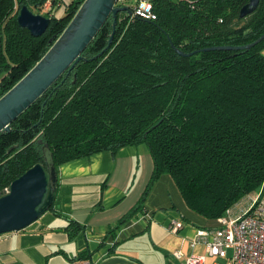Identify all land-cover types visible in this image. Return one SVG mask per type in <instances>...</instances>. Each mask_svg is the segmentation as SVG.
<instances>
[{
    "label": "trees",
    "instance_id": "16d2710c",
    "mask_svg": "<svg viewBox=\"0 0 264 264\" xmlns=\"http://www.w3.org/2000/svg\"><path fill=\"white\" fill-rule=\"evenodd\" d=\"M84 0H0V98L45 55ZM51 20L32 37L19 27L26 6ZM155 18L110 15L82 59L10 127L0 132V195L35 164L47 145L60 166L100 152L145 145L153 171L138 203L114 234L169 175L187 209L217 221L264 181V0L245 18L248 0H150ZM16 6V9H14ZM61 13L56 16V12ZM41 15V14H39ZM175 49L188 56H180ZM139 168L136 161L135 171ZM135 173L133 175V178ZM52 208V207H51ZM84 226L70 220L75 237ZM103 241H101V244ZM86 251L81 260L92 263ZM93 264V263H92Z\"/></svg>",
    "mask_w": 264,
    "mask_h": 264
},
{
    "label": "crops",
    "instance_id": "0c3cea01",
    "mask_svg": "<svg viewBox=\"0 0 264 264\" xmlns=\"http://www.w3.org/2000/svg\"><path fill=\"white\" fill-rule=\"evenodd\" d=\"M152 171L153 161L143 144L60 166L52 208L25 229L0 235V264H72L80 261L84 251L93 264H152L145 242L148 248L163 249L169 264H181L171 257L174 238L181 243L178 250L184 257L204 255L205 248H192L188 238L196 229L217 225L187 209L167 174L153 185L145 212L137 211L114 234L108 233L138 203ZM171 219L183 224L177 233L167 231ZM70 220L84 226L73 238L64 230Z\"/></svg>",
    "mask_w": 264,
    "mask_h": 264
},
{
    "label": "water",
    "instance_id": "95a60500",
    "mask_svg": "<svg viewBox=\"0 0 264 264\" xmlns=\"http://www.w3.org/2000/svg\"><path fill=\"white\" fill-rule=\"evenodd\" d=\"M120 0H84L67 27L53 42L45 55L0 98V132H10L11 123L28 109L67 70L74 67L83 51L92 42L103 24L113 16L112 42L116 16L129 12L128 7L118 6ZM126 1V0H123ZM260 0H248L239 10V18L251 15ZM51 20L33 14L26 6L20 8L17 23L32 37H41ZM264 40L262 34L254 43L241 47H213L206 50H243ZM180 56H188L175 49ZM45 164H35L13 180L0 195V235L18 232L36 222L47 212L56 197L57 173L47 145L43 146Z\"/></svg>",
    "mask_w": 264,
    "mask_h": 264
},
{
    "label": "built area",
    "instance_id": "2783aa9c",
    "mask_svg": "<svg viewBox=\"0 0 264 264\" xmlns=\"http://www.w3.org/2000/svg\"><path fill=\"white\" fill-rule=\"evenodd\" d=\"M49 7V2L45 3L42 11ZM131 12L133 17L144 20L155 18L150 0H137ZM216 225L211 229H196L188 238L192 248L200 245L205 248L204 255L184 257L181 250H177L171 254L173 261H181V264H264V181L255 192L227 209ZM182 227L179 220L171 219L167 231L177 233ZM218 259H225V262H218ZM72 264L92 263L81 260Z\"/></svg>",
    "mask_w": 264,
    "mask_h": 264
},
{
    "label": "rangeland",
    "instance_id": "374dc122",
    "mask_svg": "<svg viewBox=\"0 0 264 264\" xmlns=\"http://www.w3.org/2000/svg\"><path fill=\"white\" fill-rule=\"evenodd\" d=\"M136 0H126L124 1L125 5H132L135 3ZM43 11H40L39 14H43ZM61 13V9L58 10V12H56V16H58ZM264 48L262 49V54L263 53ZM249 195V194H247ZM246 195V196H247ZM176 237V236H173ZM177 238H174L171 242H170V246H171V251L175 252L176 250H178V248L180 247L181 243H178V241L176 240ZM145 247H146V254L148 257L151 258V263L152 264H169L167 258L164 256V250L163 249H157V248H152V246H150V248H148V244L147 242H145ZM187 247V245H186ZM186 251V249H184V252ZM148 260H150L148 258ZM171 261V260H170ZM222 263H224L223 261H221Z\"/></svg>",
    "mask_w": 264,
    "mask_h": 264
}]
</instances>
